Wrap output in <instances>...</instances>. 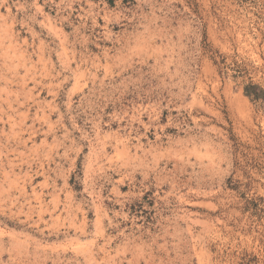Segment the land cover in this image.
Masks as SVG:
<instances>
[{
  "label": "rangeland",
  "instance_id": "obj_1",
  "mask_svg": "<svg viewBox=\"0 0 264 264\" xmlns=\"http://www.w3.org/2000/svg\"><path fill=\"white\" fill-rule=\"evenodd\" d=\"M0 264H264V0H0Z\"/></svg>",
  "mask_w": 264,
  "mask_h": 264
}]
</instances>
